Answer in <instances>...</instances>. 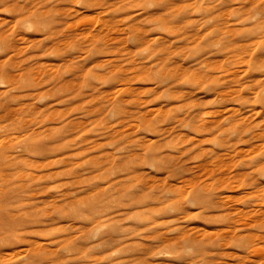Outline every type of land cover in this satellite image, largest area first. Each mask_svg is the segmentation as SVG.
Returning a JSON list of instances; mask_svg holds the SVG:
<instances>
[{"label": "rangeland", "instance_id": "rangeland-1", "mask_svg": "<svg viewBox=\"0 0 264 264\" xmlns=\"http://www.w3.org/2000/svg\"><path fill=\"white\" fill-rule=\"evenodd\" d=\"M0 264H264V0H0Z\"/></svg>", "mask_w": 264, "mask_h": 264}]
</instances>
